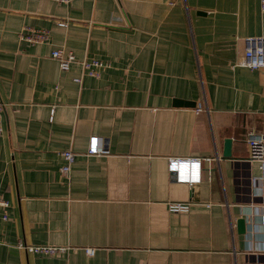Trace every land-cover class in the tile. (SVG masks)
Listing matches in <instances>:
<instances>
[{"label": "crops", "instance_id": "0c3cea01", "mask_svg": "<svg viewBox=\"0 0 264 264\" xmlns=\"http://www.w3.org/2000/svg\"><path fill=\"white\" fill-rule=\"evenodd\" d=\"M258 36L260 0H0V264H264V166L248 146L264 134V68L239 64ZM55 49L76 56L69 70ZM92 59L109 63L99 77ZM93 136L107 154L86 155ZM170 157L200 159L201 182H176Z\"/></svg>", "mask_w": 264, "mask_h": 264}, {"label": "built area", "instance_id": "2783aa9c", "mask_svg": "<svg viewBox=\"0 0 264 264\" xmlns=\"http://www.w3.org/2000/svg\"><path fill=\"white\" fill-rule=\"evenodd\" d=\"M61 4H69L74 0H53ZM261 10L264 11V0H260ZM49 38V32L44 29L28 28L27 33L22 35V39L28 43L45 42ZM52 57L59 61L62 70H69L72 63L76 62V56L73 53L65 54L62 49H55L52 52ZM83 69L87 75L99 77L101 70L107 68L109 63H105L99 59L81 61ZM241 66L250 69L264 68V36L249 37L246 39V49L242 60L239 63ZM77 78L76 81H80ZM3 110L4 106L0 103V135L3 132ZM202 108H198L200 112ZM249 159L258 161L264 166V134L252 132L248 138ZM109 151L105 148L104 139L100 136H93L89 139V145L86 152L87 156H101ZM64 163L60 168L61 174L65 177H70L73 164L76 161L77 153L72 149H66L61 153ZM168 170L174 174L175 180L178 183L193 185L201 182L202 161L198 158L170 157L168 161ZM11 203L0 194V219L9 220L8 208ZM191 204L188 202H169V210L173 213L188 212ZM19 248H23L31 253L44 256H56L61 252L68 250L66 247H57L52 245H25L23 242L18 243ZM89 255L95 253L94 248L86 249Z\"/></svg>", "mask_w": 264, "mask_h": 264}, {"label": "water", "instance_id": "95a60500", "mask_svg": "<svg viewBox=\"0 0 264 264\" xmlns=\"http://www.w3.org/2000/svg\"><path fill=\"white\" fill-rule=\"evenodd\" d=\"M231 143H232V139H226L225 146H226V154L227 155H230ZM239 226H240L241 232H244V230H245V221H244V219H241L239 221Z\"/></svg>", "mask_w": 264, "mask_h": 264}]
</instances>
